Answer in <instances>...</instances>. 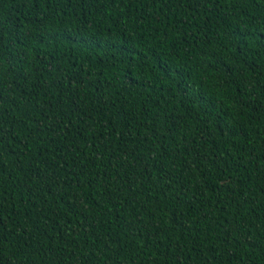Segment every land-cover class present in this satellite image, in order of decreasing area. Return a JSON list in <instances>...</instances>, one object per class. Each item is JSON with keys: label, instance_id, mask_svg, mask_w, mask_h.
<instances>
[{"label": "trees", "instance_id": "trees-1", "mask_svg": "<svg viewBox=\"0 0 264 264\" xmlns=\"http://www.w3.org/2000/svg\"><path fill=\"white\" fill-rule=\"evenodd\" d=\"M0 264H264V0H0Z\"/></svg>", "mask_w": 264, "mask_h": 264}]
</instances>
